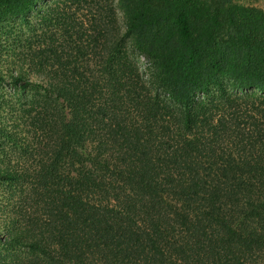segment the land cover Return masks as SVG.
<instances>
[{
	"label": "trees",
	"instance_id": "obj_1",
	"mask_svg": "<svg viewBox=\"0 0 264 264\" xmlns=\"http://www.w3.org/2000/svg\"><path fill=\"white\" fill-rule=\"evenodd\" d=\"M3 82L0 264H264L263 7L0 0Z\"/></svg>",
	"mask_w": 264,
	"mask_h": 264
},
{
	"label": "rangeland",
	"instance_id": "obj_2",
	"mask_svg": "<svg viewBox=\"0 0 264 264\" xmlns=\"http://www.w3.org/2000/svg\"><path fill=\"white\" fill-rule=\"evenodd\" d=\"M246 3L263 7L264 8V0H244ZM117 15L119 20L121 21L122 15L117 8ZM39 21L40 18L38 15L35 14V12H29L24 19H12L9 20V24L7 25L6 31L7 36L14 38L15 45H21L26 39L34 36V34H39ZM6 36V37H7ZM6 43H8V40H6ZM24 44V43H23ZM9 46V45H7ZM9 47H7V51H9ZM138 67L141 71H144L146 68V62L143 58L139 57L136 60ZM42 91L34 86H27L24 89H14L10 85L7 84V82L0 83V94L3 95L5 100H10L13 103H16L15 107L18 108L17 105H22L27 101L35 100L38 98L39 94H41ZM8 109L5 111L0 110V123L10 125V115L8 114ZM6 138L0 137V148L5 151L7 157H13V153H17L14 149H17V146H13L12 142H8L5 140ZM2 144V145H1ZM3 189L0 188V198L5 197L6 194H3ZM5 228L0 229V235L4 233ZM14 252L19 255L18 253L25 254L26 251L24 249H13L3 247L0 245V254L2 256L14 254Z\"/></svg>",
	"mask_w": 264,
	"mask_h": 264
}]
</instances>
